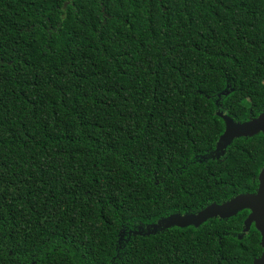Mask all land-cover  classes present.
Segmentation results:
<instances>
[{
	"label": "trees",
	"instance_id": "1",
	"mask_svg": "<svg viewBox=\"0 0 264 264\" xmlns=\"http://www.w3.org/2000/svg\"><path fill=\"white\" fill-rule=\"evenodd\" d=\"M263 111L264 0H0V264H252L247 208L153 225L255 193Z\"/></svg>",
	"mask_w": 264,
	"mask_h": 264
},
{
	"label": "water",
	"instance_id": "2",
	"mask_svg": "<svg viewBox=\"0 0 264 264\" xmlns=\"http://www.w3.org/2000/svg\"><path fill=\"white\" fill-rule=\"evenodd\" d=\"M216 114L221 115L222 113L217 111ZM256 131H264V111L244 123L237 122L230 125V120L228 119L227 132H231L232 135H249ZM257 179L258 187L255 193L238 194L221 205L211 204L204 208L199 214L193 216L185 215L182 218L179 216L166 217L157 220L153 226H158L160 221L165 223L174 221L178 223L180 219V225H184L186 221L196 225L209 215L225 217L234 214L238 209L247 208L249 212L246 222H253L254 227L260 234V246L264 248V168L259 171ZM252 264H264V250L260 256L252 260Z\"/></svg>",
	"mask_w": 264,
	"mask_h": 264
}]
</instances>
